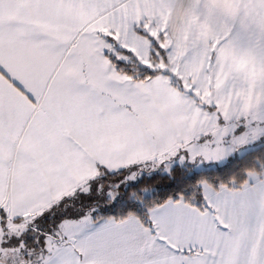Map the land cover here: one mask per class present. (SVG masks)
Wrapping results in <instances>:
<instances>
[{
	"label": "snow or ice",
	"instance_id": "1",
	"mask_svg": "<svg viewBox=\"0 0 264 264\" xmlns=\"http://www.w3.org/2000/svg\"><path fill=\"white\" fill-rule=\"evenodd\" d=\"M0 264H264V0H0Z\"/></svg>",
	"mask_w": 264,
	"mask_h": 264
}]
</instances>
